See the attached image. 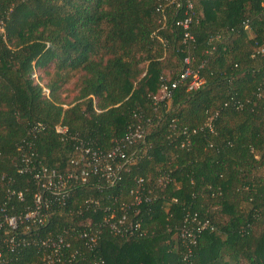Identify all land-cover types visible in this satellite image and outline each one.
Wrapping results in <instances>:
<instances>
[{"label":"trees","instance_id":"trees-1","mask_svg":"<svg viewBox=\"0 0 264 264\" xmlns=\"http://www.w3.org/2000/svg\"><path fill=\"white\" fill-rule=\"evenodd\" d=\"M194 1L189 50L184 0H0V219L40 191L49 202L44 222L0 230V264H264V0ZM189 54L203 86L158 99ZM138 124L114 183L35 178L79 173L81 142L108 150ZM139 179L151 199L138 204ZM111 213L130 229L112 232ZM199 221L192 244L183 229Z\"/></svg>","mask_w":264,"mask_h":264},{"label":"built area","instance_id":"built-area-1","mask_svg":"<svg viewBox=\"0 0 264 264\" xmlns=\"http://www.w3.org/2000/svg\"><path fill=\"white\" fill-rule=\"evenodd\" d=\"M168 3H175L177 6L182 4V0H165ZM194 0H184L185 16L178 20V24L182 25L185 29L184 42L187 45V48L190 50V46L195 42V37L191 31V24L195 18L194 12ZM0 31H3V27L0 25ZM259 51L264 55V46L259 49ZM193 56L188 55L185 58L186 66L181 74L179 79L174 81H169L167 78H164L162 83L160 95L157 97L160 100L169 99L173 95L174 90L177 86L184 80L188 83L189 90H196L203 86L205 83V78L201 75L200 69H195L192 66ZM203 67V64L201 65ZM47 93L49 89L45 88ZM56 129L61 134H66L67 127L59 124L56 126ZM145 129L143 125L138 124L129 129L128 133L123 137L122 140L118 141L115 146L108 150L94 148L86 143L81 142L77 147L76 163L81 164L80 172H71L69 174H64L57 171L54 168H49L42 165L40 168L32 169L35 172V178L37 179L39 185L44 189H53L55 191H60L62 188L68 186L69 179L80 177L83 181L88 179V176L91 173H101L105 176L110 182L114 183L117 172L120 170V166L114 167L117 165L116 159H124L127 157V147L134 145L138 141L145 138ZM125 164L121 163V166ZM143 179L138 180L137 188H135L132 193L134 196V202L141 203L143 200H150L151 197L146 195L144 190L145 186L143 185ZM49 208V202L47 198L43 196V191H40L36 194L35 198V207L33 210L22 215H12L5 213L3 219H0V230L7 227L11 230L17 229L20 222L24 220H31L33 222H44L47 218V209ZM105 221L108 224L110 230L116 234H122L127 232L130 229V226L127 223L126 214L122 215L118 220L115 219V214L111 213L105 217ZM208 225V222H198L197 225L185 226L183 229L182 236L189 240L192 244L196 243V236L199 232L205 229ZM196 231L198 233H196ZM99 230L84 231L82 236L88 239L90 245L95 244ZM9 242L12 244L11 248L13 249L15 244V237L11 236ZM54 246V251L59 252L60 248L65 246L64 239L59 238L56 241H52ZM1 260V253H0Z\"/></svg>","mask_w":264,"mask_h":264},{"label":"rangeland","instance_id":"rangeland-1","mask_svg":"<svg viewBox=\"0 0 264 264\" xmlns=\"http://www.w3.org/2000/svg\"><path fill=\"white\" fill-rule=\"evenodd\" d=\"M73 81H74V79L67 85L70 89H73L72 87H73Z\"/></svg>","mask_w":264,"mask_h":264}]
</instances>
